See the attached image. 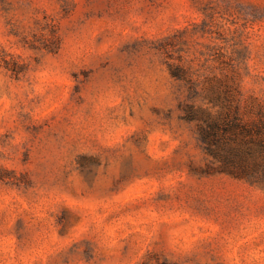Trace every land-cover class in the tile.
Here are the masks:
<instances>
[{
	"label": "rangeland",
	"instance_id": "obj_1",
	"mask_svg": "<svg viewBox=\"0 0 264 264\" xmlns=\"http://www.w3.org/2000/svg\"><path fill=\"white\" fill-rule=\"evenodd\" d=\"M264 105V0H0V264H264V181L188 104Z\"/></svg>",
	"mask_w": 264,
	"mask_h": 264
},
{
	"label": "trees",
	"instance_id": "obj_2",
	"mask_svg": "<svg viewBox=\"0 0 264 264\" xmlns=\"http://www.w3.org/2000/svg\"><path fill=\"white\" fill-rule=\"evenodd\" d=\"M188 118L199 121L200 139L209 156L237 177L264 181V105L241 108L240 102L218 114L188 104Z\"/></svg>",
	"mask_w": 264,
	"mask_h": 264
}]
</instances>
